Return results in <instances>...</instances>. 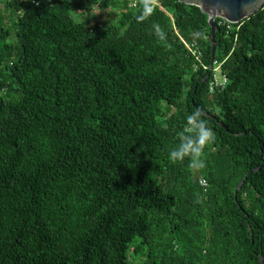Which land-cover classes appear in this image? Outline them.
Returning a JSON list of instances; mask_svg holds the SVG:
<instances>
[{
  "label": "trees",
  "instance_id": "1",
  "mask_svg": "<svg viewBox=\"0 0 264 264\" xmlns=\"http://www.w3.org/2000/svg\"><path fill=\"white\" fill-rule=\"evenodd\" d=\"M144 2L0 0V264H264V7L219 25L211 93L208 14ZM195 108L204 169L169 159Z\"/></svg>",
  "mask_w": 264,
  "mask_h": 264
},
{
  "label": "clouds",
  "instance_id": "2",
  "mask_svg": "<svg viewBox=\"0 0 264 264\" xmlns=\"http://www.w3.org/2000/svg\"><path fill=\"white\" fill-rule=\"evenodd\" d=\"M155 0H145L140 19L149 18L155 10ZM155 35L160 40H166L167 32L159 23L153 25ZM216 139L215 131L206 119L204 110L195 108L186 117V124L180 134L179 143L169 151V159L172 162H184L187 160L193 169L206 167L205 149Z\"/></svg>",
  "mask_w": 264,
  "mask_h": 264
},
{
  "label": "water",
  "instance_id": "3",
  "mask_svg": "<svg viewBox=\"0 0 264 264\" xmlns=\"http://www.w3.org/2000/svg\"><path fill=\"white\" fill-rule=\"evenodd\" d=\"M188 4L201 7L202 11L209 16V24L211 26L210 39L212 43L210 68H213L218 41L216 34L220 31L217 18H224L232 23H241L250 18L258 10L264 7V0H180ZM253 169L251 172H254ZM245 180V179H244ZM242 180L235 191L237 193L244 184ZM263 260V259H262Z\"/></svg>",
  "mask_w": 264,
  "mask_h": 264
},
{
  "label": "built area",
  "instance_id": "4",
  "mask_svg": "<svg viewBox=\"0 0 264 264\" xmlns=\"http://www.w3.org/2000/svg\"><path fill=\"white\" fill-rule=\"evenodd\" d=\"M36 3L39 4L40 2L36 1ZM221 24L223 26H225L229 31L235 29V24H239L238 26H236V29H238V30H239L240 25H241L240 23L229 22L224 18L221 22H219V25H221ZM187 46L191 50L193 56L203 66V68L208 69L209 66L203 62L202 52L198 48L197 42H193L192 44H187ZM222 64H223V62H221V61H218V60L214 61L213 68L211 69L212 70V76H211L210 82H209V91L211 93H214L217 89L222 90L227 86L228 77L226 74H223V72H222V69H221ZM220 74H221V76H220ZM200 183L202 186H205V187L208 185V181L206 178H201Z\"/></svg>",
  "mask_w": 264,
  "mask_h": 264
},
{
  "label": "rangeland",
  "instance_id": "5",
  "mask_svg": "<svg viewBox=\"0 0 264 264\" xmlns=\"http://www.w3.org/2000/svg\"><path fill=\"white\" fill-rule=\"evenodd\" d=\"M0 8L3 11V13L6 16V20H7V24L11 25V18L9 16V12L5 10L3 4H0ZM100 12L97 15H94L91 19L92 22L93 21H99L100 23H107L109 22L111 19H114L115 17H118V11L116 9L110 10V11H106V10H99ZM111 12V13H110ZM83 19L82 17L78 16V19ZM14 31V28H13ZM10 41H12L13 43L17 42V38L15 35L10 37ZM221 76V74H220Z\"/></svg>",
  "mask_w": 264,
  "mask_h": 264
}]
</instances>
